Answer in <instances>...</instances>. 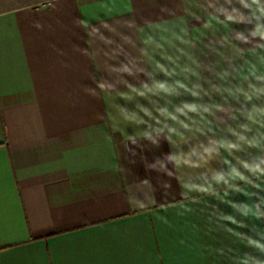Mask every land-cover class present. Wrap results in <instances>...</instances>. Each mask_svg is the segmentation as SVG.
Masks as SVG:
<instances>
[{"label":"crops","instance_id":"1","mask_svg":"<svg viewBox=\"0 0 264 264\" xmlns=\"http://www.w3.org/2000/svg\"><path fill=\"white\" fill-rule=\"evenodd\" d=\"M0 264H264V0H0Z\"/></svg>","mask_w":264,"mask_h":264}]
</instances>
